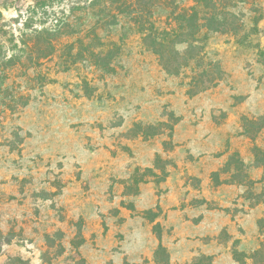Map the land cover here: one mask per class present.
<instances>
[{"label": "rangeland", "instance_id": "374dc122", "mask_svg": "<svg viewBox=\"0 0 264 264\" xmlns=\"http://www.w3.org/2000/svg\"><path fill=\"white\" fill-rule=\"evenodd\" d=\"M214 1L228 31L207 32L201 60L173 74L184 60L170 54L165 70L140 23L174 39L182 9L195 0H0L1 56L11 60L5 99H28L14 111L0 100V264H130L150 250L146 236H128L134 227L121 229L119 208L130 209L121 197L136 190L135 168L159 195L165 166L212 162L230 140L246 141L245 154L263 171L246 179L248 193L264 198V156L256 151H264V0ZM115 47V57L105 56ZM238 160L233 153L216 172L223 183L244 181ZM149 164L160 173L148 175ZM199 185L187 176L185 186ZM158 214L156 206L143 215ZM239 251L232 243L237 264H264V241L252 260ZM151 261L169 264L156 249Z\"/></svg>", "mask_w": 264, "mask_h": 264}, {"label": "crops", "instance_id": "0c3cea01", "mask_svg": "<svg viewBox=\"0 0 264 264\" xmlns=\"http://www.w3.org/2000/svg\"><path fill=\"white\" fill-rule=\"evenodd\" d=\"M230 142L229 150L214 158L212 162L207 161L206 157L197 161L189 158L186 164L175 161L165 166L167 176L165 182H159L157 185L163 190L159 195H156L152 185H149L154 184V181L139 183L135 192H125L126 194L122 195V200L127 199L129 202L127 204L130 205V209L119 208L122 231L125 230L124 227L127 229L130 226L134 227L133 232L128 230V236L135 232L136 240L138 237L146 236L150 246V250L146 254L140 253L136 260H131L124 253L130 264H143L145 260L149 261L146 264H154L151 258L159 243L166 249L169 264H176L178 258L185 262L195 256L210 257V264H237L233 259V253L230 252L231 244L236 242L239 252L248 254V258L252 260L249 254L259 250L264 241L261 233L264 224L262 226L258 224L259 220L264 219V198L254 201L248 193L246 179L255 180L263 171L252 166L253 155L245 154L248 145L241 143L246 141ZM187 147L192 146L187 143ZM233 153H237L239 161L243 163L244 181L233 180L225 184L222 177H219L221 174L216 175V172L228 162L227 159ZM88 161L90 164L95 163L92 158ZM147 166L153 168L154 165ZM157 169H153L155 174L161 171ZM234 170V167L230 169L231 177L237 173ZM187 176L200 179L199 189L193 190L185 186ZM123 187L121 185L122 192ZM212 203H216L213 208L209 206ZM156 206H159L160 214L145 218L144 212ZM216 206L224 210L216 209ZM156 224L161 226L160 240L152 231Z\"/></svg>", "mask_w": 264, "mask_h": 264}, {"label": "trees", "instance_id": "16d2710c", "mask_svg": "<svg viewBox=\"0 0 264 264\" xmlns=\"http://www.w3.org/2000/svg\"><path fill=\"white\" fill-rule=\"evenodd\" d=\"M195 2V5L182 9L179 20V22L181 23V31L174 34V39L168 40L166 37H160L158 30L155 29L154 25L151 23L147 26L143 22L140 23V32L142 33L144 43L147 44V46L159 56V59L162 62L165 70L171 72L170 68L168 67V64L171 62V59L169 58L170 54L174 55L175 61L184 60L182 64L178 65L173 74H179L180 68L188 66L189 62L192 60H201V54L199 53V51H202L204 49L205 44L208 40L207 32L228 31V25L226 22L227 18L225 16L224 8H221V6H219V4L214 0H195ZM200 5L201 9L204 10L203 17L199 16L198 13L199 11L197 7ZM2 28L3 27L0 25V35L3 32L1 31ZM203 29L205 31L201 32V30ZM178 45L185 46L182 52L179 49H176V46ZM115 50L116 52L114 51L113 53L112 49L108 50L105 56L109 55L108 58L115 57L119 48L115 47ZM1 52H3V48L0 43V100L5 108L14 111L17 108L16 106H18V102L21 101V105L19 106L24 107L28 104V99L23 95H10L8 101H6L7 99H5V94L8 92V87L5 86V82L8 78L7 70L11 66V60L9 59L6 61L4 57L1 56ZM238 98L242 99V97ZM169 118L175 121H178L180 119L179 117H175L172 112L169 114ZM172 130L173 129L170 127V138L172 136ZM256 151L264 156V151H261L258 148L256 149ZM156 161H160V157L158 155L156 156ZM238 162L241 166L243 165L241 161L238 160ZM259 165H261L264 169V162L262 160L261 162H259ZM145 172H148V175L156 176V174L151 169L147 168ZM161 172L164 176L163 179H165V177L167 176L165 169L163 168ZM146 178L147 175L139 174V168H135L132 175V181L135 186L139 183L146 182ZM158 182L159 181H155V184L157 185ZM131 208H133V205H131ZM258 224L259 226H262L264 224V219L259 220ZM156 236L160 240L161 232L157 231ZM156 250L158 252L165 253L168 261L166 249L160 243L158 244ZM207 258L211 259L210 257Z\"/></svg>", "mask_w": 264, "mask_h": 264}]
</instances>
